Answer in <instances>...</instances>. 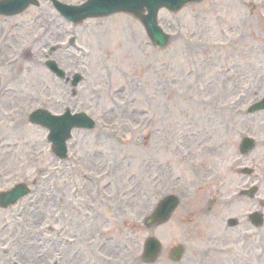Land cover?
Listing matches in <instances>:
<instances>
[{
  "label": "rangeland",
  "instance_id": "obj_1",
  "mask_svg": "<svg viewBox=\"0 0 264 264\" xmlns=\"http://www.w3.org/2000/svg\"><path fill=\"white\" fill-rule=\"evenodd\" d=\"M160 23L174 36L165 49L125 13L75 26L41 1L0 17V191L19 182L32 188L0 209V264H145L149 235L164 245L153 264H205L202 249L222 245L221 210L205 212L236 189L238 131L264 137V119L246 114L264 94V0H206L163 10ZM47 58L84 74L77 94L46 68ZM37 107L83 110L98 125L74 131L61 160L47 130L28 121ZM253 162L264 177L263 147L242 160ZM84 174L95 182L83 185ZM177 184L182 202L172 220L145 227L143 217ZM247 208L239 204L226 217ZM14 217L17 225L4 228ZM178 243L187 251L174 263ZM207 264L233 263L214 255Z\"/></svg>",
  "mask_w": 264,
  "mask_h": 264
},
{
  "label": "water",
  "instance_id": "obj_2",
  "mask_svg": "<svg viewBox=\"0 0 264 264\" xmlns=\"http://www.w3.org/2000/svg\"><path fill=\"white\" fill-rule=\"evenodd\" d=\"M183 4V3H182ZM93 7H94V5H92ZM95 7H97L96 5H95ZM102 7V6H101ZM100 7V8H101ZM134 12H138V11H135V10H133ZM136 14H140L141 15V19L144 21V23H146V17L143 15V11L141 10V12L140 13H136ZM154 22V19L153 18H151L150 19V21H147V24L146 25H148V28H149V30H150V32L153 34V36H155V35H157V33H159V30L158 29H155L154 28V26H153V22ZM160 35V34H159ZM158 43H162V42H159V41H157V44ZM41 112H44L43 114H42V117H40V116H38L37 118H39V120L41 121V122H43V123H46V124H48L49 126H50V124H61V125H63V122H65L64 120H62V118H57V117H53V116H51L47 111H41ZM43 118H45L46 120H43ZM34 119H36V118H34ZM33 119V120H34ZM49 119H51V120H49ZM51 128L53 129V126H51ZM53 131H54V129H53ZM67 133V132H66ZM65 133V134H66ZM65 137V136H64ZM22 193V188H20V187H18V188H16L14 191H13V196L14 197H16V196H18L19 197V194H21ZM174 207V206H173ZM154 218V217H153ZM153 218L151 219V220H153ZM158 253H157V250H154L153 252H152V255L155 257L156 255H157Z\"/></svg>",
  "mask_w": 264,
  "mask_h": 264
}]
</instances>
